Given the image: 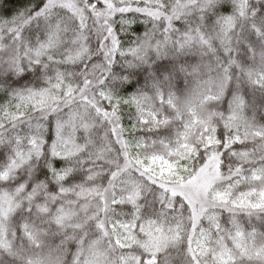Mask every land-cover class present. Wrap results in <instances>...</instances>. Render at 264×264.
<instances>
[{"label":"clouds","instance_id":"1","mask_svg":"<svg viewBox=\"0 0 264 264\" xmlns=\"http://www.w3.org/2000/svg\"><path fill=\"white\" fill-rule=\"evenodd\" d=\"M0 264H264V0H0Z\"/></svg>","mask_w":264,"mask_h":264}]
</instances>
